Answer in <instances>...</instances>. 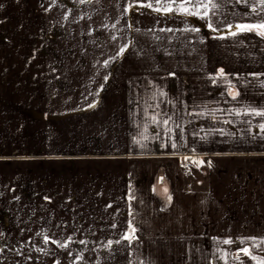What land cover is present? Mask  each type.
Here are the masks:
<instances>
[{
  "label": "crops",
  "instance_id": "obj_1",
  "mask_svg": "<svg viewBox=\"0 0 264 264\" xmlns=\"http://www.w3.org/2000/svg\"><path fill=\"white\" fill-rule=\"evenodd\" d=\"M169 3L0 0V264H264V7Z\"/></svg>",
  "mask_w": 264,
  "mask_h": 264
},
{
  "label": "snow or ice",
  "instance_id": "obj_2",
  "mask_svg": "<svg viewBox=\"0 0 264 264\" xmlns=\"http://www.w3.org/2000/svg\"><path fill=\"white\" fill-rule=\"evenodd\" d=\"M175 0H172V3H174ZM186 2H191L193 3V7H199L200 4H202L203 8L205 10H207L209 8V5L212 7V8H215L216 5L211 3V0H209V3L208 4H203V0H200V4H197L195 3V0H186ZM172 3H169L167 4L164 8H163V11L165 13H168V12H171L172 11ZM261 6L264 7V0H261ZM147 7H153V5L149 4L147 5ZM155 10L157 12L161 11V8H155ZM179 10L182 11L184 14H187V15H194L196 14L195 12H191L186 6L185 4H181L179 6ZM208 12L205 11V15H207ZM209 27H212L211 24H209ZM237 28L240 29L241 31H253V30H257L258 31V34L259 35H262L264 36V23H261V24H241V25H237ZM213 31H216V29L213 28ZM236 33L233 32V35H235ZM123 51V49H121V52ZM221 75H223V70H221ZM257 115H262L264 116V113H256ZM261 129L264 130V125H261ZM175 146V145H173ZM164 192L167 193V189H164ZM169 201H171V196H168L167 197ZM134 231V230H133ZM125 239H130L131 237L130 236H125L124 237ZM47 242V240H46ZM111 241L108 242L109 246H111ZM225 243H228L227 241H225ZM64 247H67V245H64ZM244 253L247 254L248 253V250L245 249L244 250Z\"/></svg>",
  "mask_w": 264,
  "mask_h": 264
},
{
  "label": "trees",
  "instance_id": "obj_3",
  "mask_svg": "<svg viewBox=\"0 0 264 264\" xmlns=\"http://www.w3.org/2000/svg\"><path fill=\"white\" fill-rule=\"evenodd\" d=\"M257 31V30H256ZM181 164L183 165V168H185V165L189 162V159H180ZM236 255V254H235Z\"/></svg>",
  "mask_w": 264,
  "mask_h": 264
},
{
  "label": "rangeland",
  "instance_id": "obj_4",
  "mask_svg": "<svg viewBox=\"0 0 264 264\" xmlns=\"http://www.w3.org/2000/svg\"><path fill=\"white\" fill-rule=\"evenodd\" d=\"M186 167V166H185ZM186 170H188V168H186ZM127 236H130V237H132V232L131 231H129V235H127ZM126 240H130V239H126Z\"/></svg>",
  "mask_w": 264,
  "mask_h": 264
},
{
  "label": "built area",
  "instance_id": "obj_5",
  "mask_svg": "<svg viewBox=\"0 0 264 264\" xmlns=\"http://www.w3.org/2000/svg\"><path fill=\"white\" fill-rule=\"evenodd\" d=\"M190 167H191V165L187 164V168H190Z\"/></svg>",
  "mask_w": 264,
  "mask_h": 264
}]
</instances>
